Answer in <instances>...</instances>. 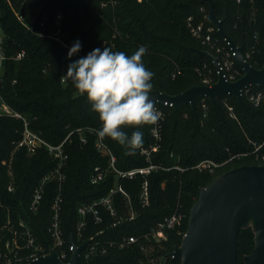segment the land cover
Listing matches in <instances>:
<instances>
[{
	"label": "trees",
	"instance_id": "obj_1",
	"mask_svg": "<svg viewBox=\"0 0 264 264\" xmlns=\"http://www.w3.org/2000/svg\"><path fill=\"white\" fill-rule=\"evenodd\" d=\"M212 1L226 34L243 47L246 61L260 69L264 64V0ZM189 17L194 23L202 22L204 28H215L202 0H0V45L6 58L0 95L47 143L59 145L70 134L63 145L68 158L62 170L65 180L60 191L59 223L64 249H68L71 237L77 245L92 238L91 242H98L99 248L105 249V254L92 259L93 264H160L159 260L165 262L162 264H180L179 260L171 261L170 253L181 243L199 189L233 168L264 166V104L253 106L245 96L240 104L234 96L225 95L217 97L216 105L198 99L195 111L190 106L166 109L160 148L151 160L159 168L148 176L129 180L117 179L111 173L102 182L91 184L93 169L108 167L109 156L96 149L95 129L100 124L97 114L87 99L61 78L67 65L97 47L107 46L131 55L144 46L147 51L142 60L155 73L151 91L176 95L193 85H202L204 78L213 84L217 79L215 69L197 50L217 54L190 34ZM212 37L218 45H225L216 31ZM77 38L82 47L69 58L67 51ZM21 52L24 56L17 59ZM234 69L239 71L238 79L242 72L235 63ZM249 90L264 91V85ZM137 127L144 133V143L135 153H129L107 137L102 140L115 157L118 171L148 165L140 149L153 143L150 126ZM22 130L21 120L0 118V225L7 218L14 224L24 222L46 253L53 248L47 229L58 182L51 180L46 184L35 212L29 209V204L34 188L55 169L56 162L44 148L32 155L17 150L11 156ZM125 130L130 133L134 129ZM82 136L85 143L80 141ZM10 158L13 192L6 190L7 170L2 165V161ZM207 160L222 166L213 174L194 169ZM144 180L149 193L147 206L140 201ZM115 184L126 192L129 204L127 198L116 193L114 215L99 207L102 221L95 224L92 215H88L86 226L78 232L79 207L100 200ZM177 205L184 216L182 224L167 231L166 240L153 243L148 256L138 244L124 248L116 245L129 236L140 237L141 244L144 243L143 236L170 216ZM130 207L135 212L133 220L128 219ZM237 239L238 264H244L243 257L254 246L251 228L241 230ZM54 249L59 254V249ZM84 253L85 249L80 264H85ZM151 258L155 259L153 263L149 262Z\"/></svg>",
	"mask_w": 264,
	"mask_h": 264
},
{
	"label": "water",
	"instance_id": "obj_2",
	"mask_svg": "<svg viewBox=\"0 0 264 264\" xmlns=\"http://www.w3.org/2000/svg\"><path fill=\"white\" fill-rule=\"evenodd\" d=\"M208 6V14L217 35L234 53L233 60L242 75L235 81H226L218 59L208 51L197 52L208 59L217 72L216 82L210 86L193 85L187 90L168 95L153 90L151 98L163 104L190 106L195 111L198 99H207L216 105L218 96L231 95L243 104L242 93L249 87L264 85V64L260 69L252 67L244 58L243 47L237 46L223 29V22L214 12L212 0H202ZM251 228L254 246L243 257L244 264H264V166L243 165L222 173L210 184L199 189L198 197L189 211L187 229L179 246L170 253L172 261L180 264H238V234ZM89 240L73 247L68 263H63L55 250L25 264H80V254Z\"/></svg>",
	"mask_w": 264,
	"mask_h": 264
},
{
	"label": "built area",
	"instance_id": "obj_3",
	"mask_svg": "<svg viewBox=\"0 0 264 264\" xmlns=\"http://www.w3.org/2000/svg\"><path fill=\"white\" fill-rule=\"evenodd\" d=\"M237 2H239V0H237ZM200 11H203V9L200 8ZM17 19L19 21H22V17L20 16H17ZM187 27L193 37L201 39L203 44L209 46L212 50L215 51V53L217 54V56L215 57L218 59V64L220 66V69L224 73L226 81H235L239 76V71L234 69V53L231 52V50L228 48V45L223 40L222 41L225 43V45H218L217 40L212 37V34L214 31H216V29L212 27L204 28L202 22L194 23V20L191 17L187 19ZM23 56L24 53L21 52L16 55V58L21 59ZM5 59V53L0 45V82L2 81V75L4 72ZM202 85L210 86V79L204 78L202 80ZM249 88L243 91L242 97L245 96L246 100L253 106L264 104V91H250ZM155 103V107L162 114V118L159 119L156 124L149 125L150 137L153 140V143L146 148L140 149V155L145 159L148 165L143 168L132 169L125 172L118 171L114 166L115 157L102 142V140L97 137L96 149L98 152H104L109 156V166L106 168H101L98 166L95 167L90 175L91 184L102 182L107 177V175L111 173H114L117 179L125 178L133 180L136 176H148L154 170H157L159 168L158 166L153 165L151 160L153 154L158 152L160 148L161 130L166 116V109L172 108V104H168L167 102H164L163 104H159L157 102ZM202 106L204 109H206L205 104H203ZM228 110L231 111L232 109L229 107ZM2 117L21 120L23 124L21 137L18 142L15 143V147L11 156H13V153L17 150H23L28 155H32L37 150L44 148L56 162L55 169L44 176L41 179L40 183L34 188L29 204V209L34 212L38 209L46 184L51 180H56V182H58V194L51 204L52 218L47 230L53 239L52 249L55 250L54 248H58L60 251L59 254L57 253L59 259L63 263H68L72 256L73 247L69 244L68 249H64V241L62 238V231L59 223V212L61 209L60 191L62 189V182L65 180L62 170L65 167L68 158L67 154L64 151L63 145L68 140L70 134L59 145L54 146L47 143L38 133L33 132L29 128L26 118L20 113L14 111L8 104H6L0 95V118ZM80 141L82 143H85V137L82 136ZM2 165L5 166L7 170L8 183L6 185V190L7 192H13L15 190V187L14 177L12 174V158H10L8 161H2ZM220 166H222V164H216L212 161L207 160L200 162L194 167V169L199 172H208L209 174H213L215 170ZM176 169L182 170L178 167H176ZM116 193H120L125 198H127V202L129 204L128 195L126 194V192L122 189L120 184H115V186L110 189L108 194L102 197L100 200L79 207L78 214L80 215L81 219L78 225V232H80V230L84 226H86L85 218L88 215H92L95 224H99L102 221L99 207L105 208L110 212L111 215H114L113 196ZM140 201L143 206H147L149 204V193L146 180H144L141 185ZM183 217L184 216L181 213V210L178 208L170 216L165 217L162 221L155 224L151 228L150 232L143 236L144 243L141 244L140 241L142 239L140 237L129 236L122 238V240L116 245L119 248H124L131 244H138L143 253L148 256L151 252L150 246L153 243L166 240V232L178 228L182 224ZM134 218L135 212L130 207L128 219L133 220ZM91 240L92 238L84 248L85 264H93L92 259L94 257L103 255L106 252L104 248H99L98 242H91ZM109 245L112 246L113 243H110ZM76 246L78 245L76 244ZM47 253L48 252H44L41 245L36 243L32 233L26 227L24 222L19 221L17 224H14L11 223L9 218H7L6 221L0 225V264H25L40 256H44ZM170 259L172 261V257H170ZM154 261L155 259L153 258L149 259V262L151 263H153Z\"/></svg>",
	"mask_w": 264,
	"mask_h": 264
},
{
	"label": "clouds",
	"instance_id": "obj_4",
	"mask_svg": "<svg viewBox=\"0 0 264 264\" xmlns=\"http://www.w3.org/2000/svg\"><path fill=\"white\" fill-rule=\"evenodd\" d=\"M82 45L77 38L67 57L78 53ZM147 49L139 46L131 55L97 47L67 65L61 77L84 96L100 122L95 134L135 153L144 143L140 125H154L162 118L150 93L155 73L142 60ZM125 128H133L130 133Z\"/></svg>",
	"mask_w": 264,
	"mask_h": 264
},
{
	"label": "rangeland",
	"instance_id": "obj_5",
	"mask_svg": "<svg viewBox=\"0 0 264 264\" xmlns=\"http://www.w3.org/2000/svg\"><path fill=\"white\" fill-rule=\"evenodd\" d=\"M203 102H204V101H202L201 103H203ZM179 207H180V206L177 205V206H176V209H178ZM183 235H184V234H183ZM183 235H182V237H183ZM166 237H167V235H166ZM178 246H179V245H178ZM159 262H160V264L165 263L164 261H161V260H159ZM159 262H158V263H159Z\"/></svg>",
	"mask_w": 264,
	"mask_h": 264
}]
</instances>
